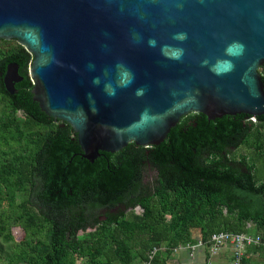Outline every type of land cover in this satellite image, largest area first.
I'll return each mask as SVG.
<instances>
[{"label":"water","instance_id":"obj_1","mask_svg":"<svg viewBox=\"0 0 264 264\" xmlns=\"http://www.w3.org/2000/svg\"><path fill=\"white\" fill-rule=\"evenodd\" d=\"M0 39L33 55L34 101L92 163L189 113L264 115V0H0ZM22 79L8 63L9 94Z\"/></svg>","mask_w":264,"mask_h":264},{"label":"trees","instance_id":"obj_2","mask_svg":"<svg viewBox=\"0 0 264 264\" xmlns=\"http://www.w3.org/2000/svg\"><path fill=\"white\" fill-rule=\"evenodd\" d=\"M32 60L23 46L0 58V95L13 112V138L20 132L15 119L19 110L29 123L53 129L36 141L31 159L10 167L17 173L16 182L6 177L0 181L13 193L12 204L16 185L28 189L25 204L35 206L34 217L48 222L50 228L46 242L33 253L23 247L22 253L9 255L10 260L78 264L80 258L81 264H133L135 260L143 264L156 246L164 250L156 254L153 264H167L174 248L198 239L209 241L222 231L260 235L262 243L255 246L264 252V115L209 119L204 113H189L161 144L144 147L130 142L120 151L101 152L92 163L83 157L72 126L55 121L34 101ZM10 62L19 65L23 76L13 95L5 89L1 74ZM246 142L252 152L232 159L234 150ZM146 164L158 171L152 187L143 183ZM121 203L140 205L143 213H108L100 221L101 208Z\"/></svg>","mask_w":264,"mask_h":264},{"label":"rangeland","instance_id":"obj_3","mask_svg":"<svg viewBox=\"0 0 264 264\" xmlns=\"http://www.w3.org/2000/svg\"><path fill=\"white\" fill-rule=\"evenodd\" d=\"M20 46L23 45L16 39H0V58L17 50ZM259 71L263 74L264 68L261 67ZM15 119H19L20 132H15L16 137L13 138L11 131L13 112L9 101L0 95V162L3 165V168H0V177L10 178L11 182H16L17 173L9 170L10 167L13 168L22 159H31L37 148L36 141L51 133L53 129V127L29 123L21 111L15 113ZM252 139L250 138L248 142L251 143ZM248 142L234 150L231 155L232 159L252 152L253 148L249 147ZM157 177V169L146 164L143 172L145 185L152 187ZM15 187L14 203L12 204L13 193L8 192L7 183L0 181V264H28L26 261H18V259L10 260L9 255L15 256L22 253L23 247L27 249V252L33 253L40 243L46 242L50 228L48 222H41L34 217L35 206L30 205L33 208L29 209L30 206L25 204L24 201L29 190H21L18 185ZM133 211L142 214L143 208L136 206ZM250 250L253 251V254L248 257H246L247 254L245 255L246 264H264V252L260 251L257 246H251ZM81 262L82 259H77L78 264ZM133 264H140V261L135 260Z\"/></svg>","mask_w":264,"mask_h":264},{"label":"built area","instance_id":"obj_4","mask_svg":"<svg viewBox=\"0 0 264 264\" xmlns=\"http://www.w3.org/2000/svg\"><path fill=\"white\" fill-rule=\"evenodd\" d=\"M23 112L22 110H19ZM255 119V117H253ZM249 228L252 227V222L247 225ZM262 243L260 235H255L249 232L233 233V232H218L211 236L209 241H203L198 239L195 244L188 243L186 247L191 250L193 255L194 250L199 246H207L211 255H217L222 249L229 248L232 252V264H245L244 259L247 250L251 246H255ZM178 247L173 250H177ZM164 250L163 247H154L148 252V260L143 264H153V259L159 251Z\"/></svg>","mask_w":264,"mask_h":264},{"label":"crops","instance_id":"obj_5","mask_svg":"<svg viewBox=\"0 0 264 264\" xmlns=\"http://www.w3.org/2000/svg\"><path fill=\"white\" fill-rule=\"evenodd\" d=\"M196 239L200 236L197 234ZM193 242L192 244H195ZM191 250L186 245H180L177 250H173L167 258V264H232V252L229 248L222 249L217 255H211L207 246H199L191 255ZM246 257L253 254L250 248L246 252ZM254 257V255H253Z\"/></svg>","mask_w":264,"mask_h":264},{"label":"flooded vegetation","instance_id":"obj_6","mask_svg":"<svg viewBox=\"0 0 264 264\" xmlns=\"http://www.w3.org/2000/svg\"><path fill=\"white\" fill-rule=\"evenodd\" d=\"M5 72H6V70H5L4 72L1 73V74L3 75V77H4V75H5ZM22 81H23V79L20 80L19 82H16L15 87H16V89H17V92H16L15 94H17L18 91H19L17 85H18L19 83H21ZM3 83H4V80H3ZM4 87H5V84H4ZM143 183H144V178H143ZM136 206L141 207L140 205H136ZM136 206H135V207H136ZM135 207L128 206V205H126L125 203H121V204H118V205H116V206H114V207H111V208H101V209L98 211V217H99L100 221H102V220L107 219V214H108V213H111V214H119V213H121V212H125L126 214H129V213L132 212V210H133ZM99 212H100V213H99Z\"/></svg>","mask_w":264,"mask_h":264}]
</instances>
